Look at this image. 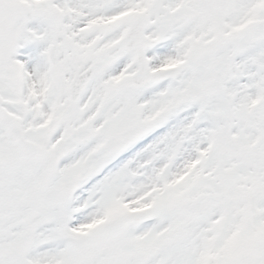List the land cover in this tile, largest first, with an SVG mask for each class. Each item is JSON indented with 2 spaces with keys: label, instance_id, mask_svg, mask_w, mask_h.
<instances>
[{
  "label": "snow or ice",
  "instance_id": "1",
  "mask_svg": "<svg viewBox=\"0 0 264 264\" xmlns=\"http://www.w3.org/2000/svg\"><path fill=\"white\" fill-rule=\"evenodd\" d=\"M0 264H264V0H0Z\"/></svg>",
  "mask_w": 264,
  "mask_h": 264
}]
</instances>
